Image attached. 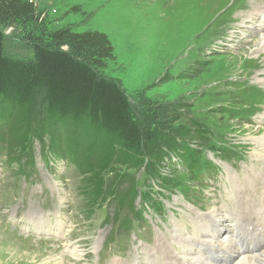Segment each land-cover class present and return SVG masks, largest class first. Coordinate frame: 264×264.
Returning a JSON list of instances; mask_svg holds the SVG:
<instances>
[{
	"label": "rangeland",
	"instance_id": "obj_1",
	"mask_svg": "<svg viewBox=\"0 0 264 264\" xmlns=\"http://www.w3.org/2000/svg\"><path fill=\"white\" fill-rule=\"evenodd\" d=\"M232 1L34 0L37 23L50 32L70 28L76 33L97 31L107 35L115 60L108 62L104 75L122 86L143 127L154 128L151 117L163 121L168 126H161V130L173 143L171 147L183 148L186 144V148L196 150L195 168L209 174L210 181L212 172L219 173L212 183H221L222 190L217 195L222 202L211 200L214 185H207V174L194 180L195 175L186 171L194 161L184 165L181 156L168 150L158 172L166 179L172 177L171 186L162 188L156 172L146 166L114 167V172L105 174L109 189L112 183L117 187V198H128L131 187L136 190L137 197H142L133 202L137 210H141L140 202L149 200L147 195L154 196L151 207L157 210L147 209L142 224L131 221V210L127 205L116 204L114 195L104 201L99 199L92 206L85 194L77 158L54 144V140L62 144L71 136L59 129L57 138L48 135L42 141L34 139L29 148L34 151V164L28 166L24 161L18 165L12 161L9 165L8 156L0 153V264H98L100 253L107 248L104 239L111 234L116 240H123L118 246L113 245L115 240L110 243V249L121 252L123 259L111 255L106 264H148L144 251L154 247L157 238L169 244L170 236L178 239L177 228L180 235L185 233L190 224L197 222L198 215L232 206L225 175L237 177L244 169L242 173L254 174L259 183L264 182V161L254 155L259 146L264 148L260 143L264 136V51L258 55L260 49L255 47L260 22L256 17L248 29L228 32L229 38L224 37ZM235 6L241 10L233 12L232 20L243 15L247 26V18L254 17L255 10L264 7V1L235 0ZM178 26H183L180 33ZM11 32L7 30L6 35L19 42ZM252 85H257L260 93L251 89ZM259 106L263 109L258 110ZM4 117L2 114L1 119ZM193 122L202 127L196 135L202 140L192 135L183 141L177 129L186 127L193 133ZM71 143L76 144L72 140ZM4 146L0 144V149ZM44 149L64 160L50 157L48 162L42 155ZM157 149L164 148H153L157 158L162 157ZM177 165H181L178 170L173 168ZM22 167L26 176L21 173ZM123 174L124 183L119 178ZM254 190L250 202L257 207L261 190ZM46 214L53 223L51 229L61 226L59 243H54L58 238L47 241L54 238L49 235L50 229L44 234L28 225L30 218L37 221ZM57 214L62 217L59 224L55 222ZM14 217L24 225L12 228L9 220ZM122 218L130 225L117 230ZM219 226L226 228V217ZM21 227L33 231L31 239L19 235ZM95 242L97 245L93 246ZM142 243L149 246L142 247ZM234 262L237 260H230V264Z\"/></svg>",
	"mask_w": 264,
	"mask_h": 264
},
{
	"label": "trees",
	"instance_id": "obj_2",
	"mask_svg": "<svg viewBox=\"0 0 264 264\" xmlns=\"http://www.w3.org/2000/svg\"><path fill=\"white\" fill-rule=\"evenodd\" d=\"M36 12L34 0H0V144L5 145L0 153L8 156L9 165L26 161L29 166L34 164V151L29 149L34 139L57 138L62 129L71 136L62 144L54 140V144L77 158L88 202L95 206L99 199L114 195L116 204L127 205L134 212L136 190L131 187L128 198H117L118 189L114 183L109 189L105 174L116 167L146 166L156 172L157 182L164 188L173 184L172 177L166 179L158 172L167 151L181 156L185 165L195 160L196 150L186 148V144L171 147L173 143L161 130L168 125L155 117L150 122L158 129L142 126L122 86L104 75L108 62L115 60L107 35L76 33L70 28L50 32L38 25ZM9 29L19 42L6 35ZM2 114L5 119H1ZM191 126L193 133L179 127L178 137L186 141L199 135L202 127L194 122ZM196 137L202 140V136ZM159 145L164 151L157 149L163 154L157 158L153 148ZM11 154L16 157L11 159ZM125 177L121 175L120 181L124 183ZM134 214L142 216L141 211Z\"/></svg>",
	"mask_w": 264,
	"mask_h": 264
},
{
	"label": "bare ground",
	"instance_id": "obj_3",
	"mask_svg": "<svg viewBox=\"0 0 264 264\" xmlns=\"http://www.w3.org/2000/svg\"><path fill=\"white\" fill-rule=\"evenodd\" d=\"M233 1L231 3L233 6L230 10L229 25L223 32L225 33L224 37L229 38L227 36L228 32L235 34L236 31L243 32L244 29H248L257 17L260 22L258 23L260 33L257 35V41H254L255 47L260 49L256 54H261L264 51V26H262L264 24V7L260 9L256 7L255 12L257 13L254 17L249 16L247 18L248 25L246 26V19L243 15L237 18L234 17L235 19L232 20L233 12H240L241 10L235 6V0ZM232 24H237V26ZM181 29H183V26H178L177 33H180L179 30ZM256 86L252 85L251 89L259 90ZM258 109L263 108L259 106ZM260 143L264 144V136L261 138ZM254 155L264 161L263 146H259ZM247 177L262 188V201L259 210L251 209L249 202L246 201L241 213L234 211V209L240 208V196L237 194L236 199L238 201L236 200L234 207L228 206L223 211H219L218 208L212 209L203 216L198 215L196 223L190 224L187 230L184 227L185 233L180 235L179 228H177L178 239L173 235L170 236L172 238H169V240L172 242L169 244L166 242L167 240L157 238L154 247L144 251V255L148 257V264H227L228 261V264H230V260H237V262L231 264H264V182L259 183L254 174ZM229 181L231 182L229 193L233 195V193H237L236 189H239V181L234 183L235 180L231 177ZM243 201L242 199L241 203ZM224 217H226L227 226L223 229L222 226H219V222ZM240 218L248 224L243 226ZM171 244L177 245L175 251L171 248ZM77 252L76 250L75 253L79 257L80 252L78 254Z\"/></svg>",
	"mask_w": 264,
	"mask_h": 264
}]
</instances>
